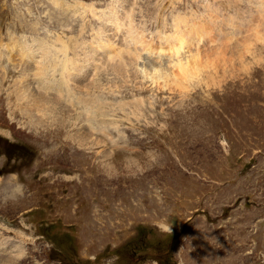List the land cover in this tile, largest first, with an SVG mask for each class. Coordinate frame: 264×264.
I'll list each match as a JSON object with an SVG mask.
<instances>
[{
    "label": "rangeland",
    "instance_id": "374dc122",
    "mask_svg": "<svg viewBox=\"0 0 264 264\" xmlns=\"http://www.w3.org/2000/svg\"><path fill=\"white\" fill-rule=\"evenodd\" d=\"M114 13L124 16L117 37L103 31ZM131 25L142 33L137 48L145 37L155 57L198 26L207 48L225 52L208 61L209 49L200 52L197 84L163 85L142 59L121 75L110 56ZM60 37L80 43L68 56L83 60L77 75L93 71L99 83L85 91L73 76L68 87L48 76L58 105L33 79L36 62L24 74L12 48L45 41L53 50ZM94 45L97 65L86 58ZM184 46L174 62L196 53ZM20 77L37 90L32 103L52 109L47 129L29 127L27 105L17 109ZM162 221L172 231L155 226ZM0 264H264V0H0Z\"/></svg>",
    "mask_w": 264,
    "mask_h": 264
},
{
    "label": "bare ground",
    "instance_id": "6f19581e",
    "mask_svg": "<svg viewBox=\"0 0 264 264\" xmlns=\"http://www.w3.org/2000/svg\"><path fill=\"white\" fill-rule=\"evenodd\" d=\"M54 5L56 6V7H60L61 6V4H60V2H55L54 3ZM69 6H70V4H67V6H65V10H66V8H68L69 9ZM60 8H62V7H60ZM133 11V10H132ZM127 15V14H126ZM121 16V15H120ZM124 17V16H123ZM123 17H119V15L117 14V13H114V14H112V18L113 19H109V18H107L108 19V23H109V26L107 27L106 25H105V27H107V28H104L103 29V31H105L106 33L107 32H109L111 35H113V36H115V37H117V35H116V31H118L119 32V30H121L122 29V31L124 30L123 28H121V27H119L120 25H119V22H120V20H118L117 21V19L116 18H118V19H122ZM127 17V16H126ZM129 17H131V16H129ZM128 17V18H129ZM130 19H132V17L130 18ZM126 20V19H125ZM123 25V24H122ZM128 26V25H127ZM197 25H195L194 24V27H196ZM132 27V26H131ZM103 28V27H102ZM121 28V29H120ZM130 28V27H129ZM193 28V27H192ZM100 29H101V27H100ZM131 30V29H130ZM130 30H127V32H130ZM176 30H179V29H176ZM182 31V33L181 34H179V32H176L174 35L176 36V38L170 43V44H168L167 45V50H169L168 52H170V59H168L170 62H169V64L168 65H165L166 63H163V58H162V56L164 55H167L166 54V51L167 50H157V51H155L158 55H159V57L156 59V60H152L150 57H145V55L146 54H148L147 53V51H143L144 49L145 50H147V48L148 49H150V46L151 45H148V44H150V42L148 43L147 42V40L146 39H144L143 38V36H144V34H143V36H142V38H143V40H145L148 44H146L145 43V41H144V43H145V47L142 49V48H140L139 49V46H138V48H137V45H138V43H136V42H132V43H134L135 44V46L136 47H134L136 50H133V49H131V47L133 46L132 45V43L130 42V40L128 39V38H130L129 36L126 38V39H124V40H128L129 41V43H127V44H125V45H123L122 46V48H120L121 46H119V50H118V53L114 56V57H112V56H110L111 58V60H114V63H112V64H114V66H113V70H115V71H117L118 73H120L121 75L122 74H125V73H131L132 75H133V73H132V71H131V67L128 69V68H126V67H128V65L130 66V64H132V63H136V65L138 66V62H139V60L140 59H142V65H139V67H142V72L145 74V70L146 69H149V70H151L152 71V73H154V78H156L155 79V81H161L162 83H163V85L165 84L166 86H170V85H172L173 86V84H175V86H177V87H182V85L180 84V79H182V81L183 82H192L193 80H195V79H197V81H194V82H196L195 84H197L198 82H199V76H200V73L197 71V69H196V66L198 65H200V66H205L204 65V60H203V57L202 58H200V56H201V53H202V51L204 50V49H209V51H205V58H207V61L209 60V58H210V60H211V58L212 57H214L215 59H219L218 57L220 56V55H222L221 54V50H223V48L222 47H220V46H218V47H213V45H212V47L210 48V47H208L207 48V44L206 43H209V41L208 40H205V36L207 35V33H205V31H203L202 32V30L200 29V27L198 26L197 28H193V29H191V30H185V32H183V29L181 30ZM101 32H102V30H101ZM125 32H126V29H125ZM140 32V31H139ZM138 32V33H139ZM142 32V31H141ZM193 33V34H195V36L196 37H198V38H196V39H198V41L200 42V41H202V40H205L203 43H204V45L206 46V47H204V48H200V47H198L199 45H195L196 44V42L197 41H195V40H193V41H195V43L193 42V41H190L189 40V34L190 33ZM200 32H202V34L200 35ZM207 32V31H206ZM184 33V34H183ZM196 33H199V34H196ZM98 34H99V32H98ZM102 34H103V32H102ZM122 33H120V35H121ZM137 34V33H136ZM140 35L142 34V33H139ZM139 34H137V35H139ZM100 35V34H99ZM108 35V34H107ZM120 35H118V36H120ZM125 35V34H124ZM123 35V36H124ZM109 36V35H108ZM112 36V37H113ZM127 36V35H126ZM169 36H171V35H169ZM172 36H173V34H172ZM172 36H171V38H172ZM125 37V36H124ZM248 37V36H247ZM97 38V37H96ZM105 38V37H104ZM122 38V37H121ZM120 38V39H121ZM57 39V38H56ZM63 39V38H62ZM61 39V37L60 38H58L56 41H58L59 42V44L60 45H62V46H54L53 45V50H51V48L49 47V49L48 48H46V45H47V43L45 42V41H42L41 43H38V44H35L36 46H38V48L37 49H34V47H32L31 49H29V51H30V53H33L34 55V57H35V65H34V67H32L33 65H32V62L31 61H28L27 60V62L28 63H26V62H24L25 61V56H24V54L22 53V52H20L19 51V49H18V47H17V49L16 48H12L13 49V52H17L16 54H19V55H15L14 57L18 60V62L16 63V64H18V68L20 67L21 69H23V72H24V74H26V75H28V71H29V69H28V71L26 70V68L27 67H25V65H27L28 66V64H29V62H30V64L32 65L31 67H32V69H31V71H34V76H35V78H36V83H37V85H38V88H41L42 90H44V91H46V92H49L48 90H49V84H48V82H47V80L48 79H46V78H48V76H50L51 78L52 77H54V74L55 73H60V75H62V80H61V86L62 87H68L69 86V83H70V81L72 80V78H71V76H73L74 78H73V80L74 81H77V82H80V83H82L83 85H78L81 89H85V91H89V90H91V88L92 87H94V86H97L98 85V83H99V81H98V79H97V74L96 73H93V71H92V77L91 78H89V75H87V74H78L77 75V73H80L81 72V70H80V72H79V68L81 69L84 65L82 64V62H83V60H82V62H80L79 63V59H80V57L78 58L77 56H75V58L77 57V59H71V58H68V56H69V53L70 52H73V53H76V50H77V48L79 47V45H75V44H80V43H77V42H74V44H73V46L71 47V44L70 43H65V42H63V40ZM106 39H107V42L109 43V44H111L112 43V40L111 41H109L108 39V37H106ZM113 39H115V38H113ZM141 39V38H140ZM246 39V38H245ZM249 39V38H248ZM247 39V40H248ZM101 40V41H100ZM228 40V39H227ZM246 40V41H247ZM250 40V39H249ZM121 41V40H120ZM142 40H140V42H141ZM198 42V43H199ZM95 43H97V45H98V47L99 46H101V45H105V43L103 42V40L100 38L98 41L96 40V42ZM144 43H142V44H144ZM14 44V43H13ZM24 44V43H23ZM152 44V43H151ZM210 44H211V42H210ZM253 44H254V41L253 42H248L247 41V43L246 42H244V46H246V47H252L253 46ZM97 45H94V46H96V48H95V52L94 51H90L89 50V52H91V53H89V57H86L87 59H92V61H94L95 63H96V65L98 64V62H97V60H94V58L92 57L93 55L95 56V54H96V52L98 53V49H97ZM103 45V46H104ZM120 45V44H119ZM183 45H185L184 47L185 48H188V47H191L192 45L194 46V50H196V53H194L192 56H190L186 61H182V62H174L175 60H179V58H180V55H177L178 53H176L175 51L176 50H178V47H182ZM202 45V44H201ZM11 46V45H10ZM10 46H7V47H10ZM49 46H50V44H49ZM105 46H107V45H105ZM104 46V47H105ZM111 46V45H110ZM141 46V45H140ZM188 46V47H187ZM56 47V48H55ZM112 47V46H111ZM245 47V48H246ZM28 48V47H27ZM91 48H93V47H91ZM100 48V47H99ZM108 48H110V47H108ZM151 49H153V48H151ZM150 49V50H151ZM183 49V48H182ZM192 50V49H191ZM190 50V52H195L194 50H192L191 51ZM226 50V49H225ZM85 51V50H84ZM88 51V50H87ZM180 51V50H179ZM182 51V50H181ZM224 51V50H223ZM104 52V51H103ZM151 52V51H150ZM152 52H153V50H152ZM173 52H175V54L176 55H174L173 56ZM201 52V53H200ZM225 52V51H224ZM207 53H211V54H207ZM87 54H88V52H87ZM207 54V55H206ZM59 55H61L62 57H64V58H61ZM129 55V59H128V56ZM101 56H103V54H100V58H101ZM224 56V55H223ZM13 57V58H14ZM74 57V56H73ZM91 57V58H90ZM96 57V56H95ZM136 58L135 60H133L132 61V59L131 58ZM33 57H32V55H30V59H32ZM85 58V59H86ZM98 58V57H97ZM103 58V57H102ZM119 58H124V61L123 62H118V59ZM84 59V58H83ZM131 59V60H130ZM137 59H139V60H137ZM167 59V58H166ZM100 60V59H99ZM123 60V59H122ZM201 60V61H200ZM214 60V59H213ZM109 61V60H108ZM206 61V60H205ZM13 62V61H12ZM88 62V61H87ZM104 62V61H103ZM15 64V65H16ZM77 64H78V67H77ZM86 64V63H85ZM91 64V63H90ZM140 64V63H139ZM21 65V66H20ZM105 65V64H104ZM133 65V64H132ZM131 65V66H132ZM90 66V69H92V70H96V69H94V67H92V65H89ZM146 66H150L151 68H147ZM146 67V68H145ZM206 67V66H205ZM77 68H78V72H75V71H77ZM100 68V67H99ZM83 70V69H82ZM85 70H87V69H85ZM138 71V70H137ZM139 71H140V69H139ZM86 72V71H85ZM82 73H83V71H82ZM89 73V72H88ZM75 75H77V77L75 76ZM30 76V75H29ZM22 77V76H21ZM18 78L19 79V82H15L16 84H18V86H16L17 88H15V90L13 91L14 92V94H16L17 96H18V107H17V109L22 113V114H24L25 113V110H23L24 108H25V106H23V105H27L26 107H27V109H26V113H27V115H28V117H30V119H32L31 120V125H29V127L31 128V129H34L35 131H38V130H40V128L42 129V128H45V126H47L44 122H43V125H44V127H43V125H42V122H41V118H43V117H45V113L47 112V110H46V112L44 113L43 111V108H42V105H38L37 103L36 104H34V102L32 103V101L30 100L31 99V95H34L35 93H34V91H36L37 92V90H35L34 88H33V85H32V83L31 82H28V81H26V82H24V79L23 78ZM24 78L25 77H27V76H23ZM136 77H138V75L136 74ZM5 78V77H4ZM35 78H33V79H35ZM25 80H27L26 78H25ZM28 82V83H27ZM193 82V83H194ZM191 83H189V85H190ZM185 85V84H184ZM194 85V84H193ZM60 86V87H61ZM75 86H77V85H75ZM174 86V87H175ZM191 86V85H190ZM54 87H55V85H54ZM71 87V86H70ZM79 88V89H80ZM188 88H190V87H188ZM64 89V88H63ZM69 89V88H68ZM76 89V88H75ZM83 89V90H84ZM58 91V90H57ZM73 91V90H72ZM72 91H69L68 93L70 94ZM46 92H43L42 91V94L43 95H49V94H52V93H46ZM75 92V91H74ZM90 93V92H89ZM88 93V94H89ZM39 95V94H38ZM54 96H57V98H58V100L57 99H54V98H52V99H54V104L56 103H58V105H59V103H61V100L62 99H64V98H62L63 96H62V94H61V91L59 90L58 92H57V94H54ZM87 96V98H89V96L88 95H86ZM85 96V97H86ZM29 97H30V99H29ZM77 97V99L74 101V103H76V102H78V100H79V95H77L76 96ZM75 97V98H76ZM44 98H45V96H44ZM47 98V97H46ZM87 98H85V99H87ZM40 99H42L41 97H38L37 98V100L38 101H40ZM51 99V100H52ZM72 99H74V98H72ZM72 99H70V101L72 100ZM81 99V98H80ZM25 102V103H27V102H30V103H28V104H24L23 102ZM43 101V100H42ZM80 101V100H79ZM86 101H88V100H86ZM45 102H49V104H50V100H48L47 101V99L45 100ZM104 102V101H103ZM21 103V104H20ZM73 103V102H72ZM84 103V102H83ZM88 103V102H87ZM98 103V102H97ZM40 104V103H39ZM48 104V105H49ZM53 104V105H54ZM102 104V103H101ZM34 106V108H36V110L38 111V112H42L43 114L41 115L40 113H38L39 114V116H36L37 118H34L33 116H31L32 115V113L29 111V108H31V106ZM44 105H45V103H44ZM142 105V104H141ZM65 106V105H64ZM51 108V107H50ZM54 108V107H53ZM97 109H98V107H97ZM43 110V111H42ZM50 110H52V109H50ZM49 110V111H50ZM62 110V109H61ZM60 110V111H61ZM93 110V109H92ZM32 112L34 111V110H31ZM48 111V112H49ZM58 111V110H57ZM94 111V110H93ZM47 112V113H48ZM55 112V111H54ZM54 112L52 111V113L54 114ZM62 112V111H61ZM60 112V113H61ZM25 113V114H26ZM34 113H36V112H34ZM51 113V114H52ZM56 113V112H55ZM81 113V112H80ZM83 113V112H82ZM87 113V112H86ZM52 114V115H53ZM51 115V116H52ZM55 115V114H54ZM49 117V116H48ZM86 117H87V119L89 118V115L88 114H86ZM85 117V118H86ZM47 119V118H46ZM58 119V118H57ZM39 120V121H38ZM60 120V119H59ZM51 122H52V119L50 120ZM61 123V122H60ZM64 123V122H63ZM73 123V122H72ZM29 124V123H28ZM33 124V125H32ZM74 126V125H73ZM77 127V126H76ZM45 129H47V128H45ZM79 133V132H78ZM104 144V143H103Z\"/></svg>",
    "mask_w": 264,
    "mask_h": 264
},
{
    "label": "clouds",
    "instance_id": "9594fccd",
    "mask_svg": "<svg viewBox=\"0 0 264 264\" xmlns=\"http://www.w3.org/2000/svg\"><path fill=\"white\" fill-rule=\"evenodd\" d=\"M160 231H163V232H170L172 231V228L166 223V222H158L156 225H155Z\"/></svg>",
    "mask_w": 264,
    "mask_h": 264
}]
</instances>
